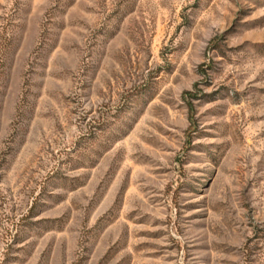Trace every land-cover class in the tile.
I'll use <instances>...</instances> for the list:
<instances>
[{"label": "rangeland", "instance_id": "rangeland-1", "mask_svg": "<svg viewBox=\"0 0 264 264\" xmlns=\"http://www.w3.org/2000/svg\"><path fill=\"white\" fill-rule=\"evenodd\" d=\"M0 264H264V0H0Z\"/></svg>", "mask_w": 264, "mask_h": 264}, {"label": "trees", "instance_id": "trees-1", "mask_svg": "<svg viewBox=\"0 0 264 264\" xmlns=\"http://www.w3.org/2000/svg\"><path fill=\"white\" fill-rule=\"evenodd\" d=\"M190 110H192V107H190Z\"/></svg>", "mask_w": 264, "mask_h": 264}]
</instances>
